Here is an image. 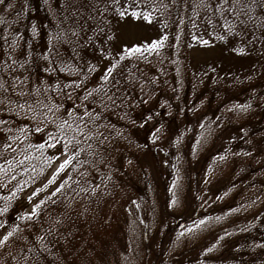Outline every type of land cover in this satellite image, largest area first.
I'll list each match as a JSON object with an SVG mask.
<instances>
[{"label":"trees","instance_id":"obj_1","mask_svg":"<svg viewBox=\"0 0 264 264\" xmlns=\"http://www.w3.org/2000/svg\"><path fill=\"white\" fill-rule=\"evenodd\" d=\"M205 4L201 25L172 0L158 43L103 70L99 0H0V264H264V68L224 82L184 61L196 21L235 32L264 0ZM49 136L71 163L20 211Z\"/></svg>","mask_w":264,"mask_h":264},{"label":"rangeland","instance_id":"obj_2","mask_svg":"<svg viewBox=\"0 0 264 264\" xmlns=\"http://www.w3.org/2000/svg\"><path fill=\"white\" fill-rule=\"evenodd\" d=\"M90 1L95 3L97 0ZM99 2L101 9L103 11L107 9L105 13L110 17L107 21L104 12L101 11L107 25L94 38L96 41L94 48L99 56L98 62L103 64V70L107 67V59L111 53L133 47L145 48L160 40L167 28L165 22L171 17L172 0H99ZM193 2L192 15L199 18L198 23L202 25L201 14L206 6L205 2L210 3V0ZM203 26L199 27L196 21L193 33L197 37H193V40L189 38L188 59L184 60L189 72H205L209 77L219 75L224 82L263 73L264 23L239 26L234 32L216 28L210 18ZM219 33L223 38L218 37ZM200 76L201 74L193 76L192 82L198 81ZM66 157L60 152L47 176L19 194L16 204L20 211H31L40 198L36 192L45 185L55 184L52 182V176ZM0 226L1 237L5 234L7 226Z\"/></svg>","mask_w":264,"mask_h":264},{"label":"snow or ice","instance_id":"obj_3","mask_svg":"<svg viewBox=\"0 0 264 264\" xmlns=\"http://www.w3.org/2000/svg\"><path fill=\"white\" fill-rule=\"evenodd\" d=\"M221 2H223V0H221ZM122 15H123V13H122ZM225 27H227V25H225ZM203 42H204V41H202V43H203ZM155 43H158V42H155ZM152 46H155V45H152ZM128 51L131 52L132 49L129 48ZM136 51H139V48H136ZM102 79H107V77H102ZM105 99H109V100H110L111 98H110V97H105ZM100 102H101V104L104 103L103 100H101ZM21 106H23V105H21ZM57 107H61V105H57ZM0 110H3V109L0 108ZM29 111H31V109H29ZM49 111H51V109H49ZM74 111H75L76 113H78L79 110L76 109V110H74ZM64 112H65V114H68V110H67V109H65ZM84 115H85V116H89V112L85 111V112H84ZM33 119H35V116H33ZM77 119H79V116H78V115H77ZM66 123H67V121H62V122H61V127H63ZM81 123H84V122L81 121ZM44 130L46 131V128H45ZM81 130H82V129H81ZM35 131H36V132H41V131H42V128H41L40 126H37V127L35 128ZM49 140L53 141V143H51V144H47V145H45V146L50 147V148H53V149H57V152L54 153V154L50 157V159H52V160L57 159V156H58V154H59L61 151H63V152H70V151H71V150L68 148V146H67L66 144H63V145H62V144L60 143L59 140H56L55 137L49 136ZM69 143H71V141H69ZM58 145H59V148H58ZM5 147H9V146H8V145H5ZM70 163H71V160H70V159H64L63 161H61L60 166L56 168V173L61 172V171H62L66 166H68ZM54 175H55V173H54ZM33 195H35V193H33ZM29 198H30V197H29ZM25 215H31V213H26ZM0 227H2V226H0ZM8 235H11V233H9ZM7 238H8L7 236L3 237V239L0 240V243H2L3 240H7ZM206 251H207V249H206Z\"/></svg>","mask_w":264,"mask_h":264}]
</instances>
